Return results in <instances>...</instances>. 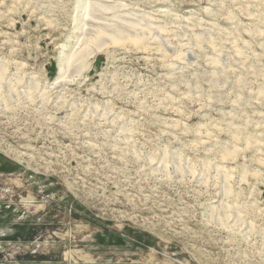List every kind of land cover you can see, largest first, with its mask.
I'll use <instances>...</instances> for the list:
<instances>
[{
	"label": "rangeland",
	"instance_id": "1",
	"mask_svg": "<svg viewBox=\"0 0 264 264\" xmlns=\"http://www.w3.org/2000/svg\"><path fill=\"white\" fill-rule=\"evenodd\" d=\"M111 1L161 29L41 101L80 1L0 0V264H264V0Z\"/></svg>",
	"mask_w": 264,
	"mask_h": 264
},
{
	"label": "bare ground",
	"instance_id": "2",
	"mask_svg": "<svg viewBox=\"0 0 264 264\" xmlns=\"http://www.w3.org/2000/svg\"><path fill=\"white\" fill-rule=\"evenodd\" d=\"M80 1L77 5L78 7L81 6L82 8V26L78 27V30H80V36H78L76 44L73 47H63L65 52H62L61 59L56 65L57 71L55 74V77L53 81L48 85V87H44L41 93L37 95V98L41 101L44 100L47 90H56L58 92H61L65 87L75 84H80V82L83 79L84 72L88 68V61H91L96 54L102 51V49L107 48L111 45H122L126 42H130L128 44H134L135 46L141 47L143 44L145 38L154 37V28L159 29L160 27H153L151 24L147 22H141V20H135L136 18L132 19L130 18V14L123 12V5L121 6L118 3L110 2V0H78ZM258 1V0H257ZM255 2V1H254ZM121 3V2H119ZM256 3V2H255ZM208 10V9H207ZM241 10V9H240ZM133 13V12H132ZM166 13V12H165ZM136 16V15H135ZM139 16V15H138ZM251 16V15H250ZM143 17V16H142ZM138 18V17H137ZM141 18V17H139ZM259 19V18H258ZM152 20V19H150ZM155 22V21H154ZM187 23V22H186ZM181 26V25H180ZM187 26V25H186ZM208 26V25H207ZM252 26V25H251ZM213 27V26H212ZM248 28V27H247ZM161 29V28H160ZM192 29V28H191ZM197 30V29H196ZM156 31V30H155ZM236 31V30H235ZM251 31V30H250ZM158 32V31H157ZM207 32V31H206ZM210 32V31H209ZM227 32V31H226ZM154 33V34H153ZM159 34V33H158ZM206 34V33H205ZM160 35V34H159ZM195 35V34H194ZM229 35V34H227ZM238 35V34H237ZM260 35V34H259ZM156 38V37H155ZM161 38V37H160ZM157 39V38H156ZM202 39V38H200ZM198 39V40H200ZM158 40V39H157ZM167 41V40H166ZM230 41V40H229ZM228 41V42H229ZM159 42V40H158ZM227 43V42H226ZM262 43V42H261ZM259 43V44H261ZM145 44V43H144ZM167 44V43H165ZM232 44H230L231 46ZM124 46V45H123ZM126 46V45H125ZM233 46V45H232ZM144 47V46H143ZM142 47V48H143ZM262 47V46H261ZM123 48V47H122ZM138 48V47H137ZM236 48V47H235ZM237 50V49H235ZM105 51V50H104ZM143 51V50H142ZM145 51V50H144ZM240 51V50H238ZM69 52V53H68ZM182 52V51H181ZM214 53V50H212ZM233 52V50H232ZM243 53V52H242ZM215 54V53H214ZM236 54V53H235ZM241 54V53H240ZM238 54V56H240ZM174 55V53H173ZM237 56V57H238ZM254 56V55H253ZM264 56V55H263ZM174 58V57H173ZM179 58V57H178ZM243 58V57H242ZM258 58V57H257ZM217 61V59H215ZM260 60V59H259ZM248 61V60H246ZM207 62V61H206ZM209 62V61H208ZM235 63V62H234ZM244 63V62H243ZM206 64V63H205ZM207 66V65H206ZM219 66V65H218ZM247 66V65H246ZM224 67V66H223ZM216 68V67H215ZM226 68V67H225ZM245 68V67H244ZM222 70V69H221ZM226 70V69H225ZM212 71V70H210ZM242 71V70H241ZM249 71V70H248ZM261 71V69H260ZM214 72V71H213ZM219 72V71H218ZM246 72V71H245ZM241 73V72H240ZM205 74V73H204ZM207 74V73H206ZM253 74V73H252ZM23 76V75H22ZM4 73L0 70V95L3 97L2 92L4 91ZM16 77V76H15ZM14 78V77H13ZM199 79V78H198ZM211 79V78H210ZM216 79V77H215ZM214 78L212 79V83H216V80ZM31 85H28V88H26L24 91H22V94L27 99H30V95L34 93L35 90H38V87H36L35 83H30ZM213 85V84H212ZM214 86V85H213ZM212 86V87H213ZM190 87V86H189ZM215 87V86H214ZM22 88V87H21ZM47 89V90H46ZM243 88H241L242 90ZM261 89V87L259 88ZM263 89V87H262ZM218 90V89H217ZM220 90V89H219ZM12 90L7 89V95H11ZM259 92V91H257ZM262 92V91H261ZM14 93V92H13ZM38 93V92H37ZM54 93V92H53ZM19 94L18 92L16 95ZM258 95V93H257ZM20 95H18L19 97ZM9 97V96H8ZM215 97V96H214ZM20 98V97H19ZM241 98V97H240ZM243 98V97H242ZM263 98V97H262ZM1 99V98H0ZM65 99V98H64ZM6 100V99H5ZM36 100V99H35ZM239 100V99H238ZM2 101V100H1ZM106 103V102H104ZM237 104V103H236ZM45 105V104H44ZM240 105V104H239ZM106 107V106H105ZM5 110V109H4ZM92 113V112H91ZM241 115V114H240ZM263 119V118H262ZM112 121V120H111ZM108 122V121H107ZM244 122V121H243ZM105 123V122H104ZM256 123V122H255ZM257 125V124H256ZM226 126V125H225ZM258 126V125H257ZM216 128V127H214ZM227 128V127H226ZM229 128V126H228ZM206 129V128H205ZM230 129V128H229ZM244 129V128H243ZM108 130V129H107ZM245 130V129H244ZM121 131H124L123 128H121ZM240 133V131L238 130ZM200 133V131H199ZM210 133V132H209ZM212 133V132H211ZM233 133V132H232ZM239 133H237L239 137ZM235 134V133H234ZM241 134V133H240ZM119 135V134H118ZM232 136V135H231ZM260 136V135H259ZM234 137V136H233ZM241 137V136H240ZM239 137V139H240ZM247 137V136H246ZM252 137V136H251ZM256 137V136H255ZM258 137V136H257ZM90 138V137H89ZM209 138V137H208ZM213 138V137H212ZM235 139V138H233ZM201 141V140H200ZM244 141V140H243ZM249 141V140H248ZM258 141V140H257ZM206 142V141H205ZM237 142V141H236ZM86 143V142H85ZM235 143V142H234ZM233 143V144H234ZM239 143V142H238ZM229 144V143H228ZM232 144V141H231ZM232 144V145H233ZM237 144V143H236ZM94 145V144H93ZM224 145V144H223ZM230 145V144H229ZM235 145V144H234ZM252 146V145H251ZM229 147V146H228ZM234 147V146H233ZM232 147V149H233ZM249 147V145L247 146ZM86 148V147H85ZM222 148V147H221ZM227 149L225 146L223 147ZM230 148V147H229ZM228 148V149H229ZM236 148V147H235ZM240 148V147H239ZM250 149V148H249ZM255 149V148H254ZM124 150V149H123ZM219 150V149H218ZM223 150V149H222ZM220 151V150H219ZM224 151V150H223ZM220 155L222 154V152ZM223 152V154L226 158L229 154ZM231 151V149H230ZM230 153V152H229ZM233 153V152H232ZM237 154V152H234ZM5 154H9V152H5ZM234 154V155H235ZM232 156V155H231ZM261 156V155H260ZM259 156V157H260ZM18 157V156H17ZM173 157L171 158L173 161ZM228 158V157H227ZM231 158V157H230ZM19 159V158H18ZM156 160V159H155ZM258 161V160H257ZM263 161V160H262ZM186 162V161H185ZM210 162V161H209ZM226 162V161H225ZM231 162V161H230ZM159 166L161 168H167L166 166L171 161L168 160L166 153H163ZM184 163V162H183ZM173 168L174 172L177 174H181L182 170L180 165H178L176 162L173 161ZM203 164V163H202ZM200 164L201 166H203ZM206 164V162H205ZM191 165V164H190ZM211 166V164H209ZM208 165V168H209ZM184 166V165H183ZM188 166V165H187ZM207 166V165H206ZM237 166V165H236ZM189 167V166H188ZM205 167V166H204ZM212 167V166H211ZM210 167V168H211ZM186 168V167H185ZM192 168V167H191ZM202 168V167H200ZM238 168V167H237ZM193 169V168H192ZM191 169V170H192ZM206 169V168H205ZM186 170V169H185ZM190 170V171H191ZM204 170V169H203ZM253 170V169H252ZM157 171V170H156ZM189 171V172H190ZM200 171V170H199ZM206 171V170H204ZM203 171V172H204ZM216 172V170H214ZM227 170H225L224 167L217 166V172L221 173L223 176L221 177V185H220V197L221 200L218 203V206L216 207L217 212L215 213V218L218 222H222L225 218L228 219L232 218V222L241 223V214L240 210H238L239 206H234V209L229 214V200L228 196L230 194V190L226 186V181L228 177H231L229 173H225ZM187 173V172H186ZM192 173V171H191ZM205 173V172H204ZM207 173V172H206ZM200 174V173H199ZM215 174V173H214ZM183 175V174H182ZM244 175V174H243ZM184 176V175H183ZM202 176V175H201ZM203 177V176H202ZM215 177V176H214ZM233 177V176H232ZM242 177V176H241ZM171 178V177H170ZM205 178V176H204ZM220 178V177H219ZM200 179V178H199ZM208 180V178L206 177ZM205 179V180H206ZM231 178H229L230 180ZM204 180V181H205ZM218 180V179H217ZM241 180V179H240ZM219 181V180H218ZM202 182V180H201ZM213 183V182H212ZM216 183V182H215ZM218 183V182H217ZM211 184V183H210ZM219 184V183H218ZM217 184V185H218ZM215 186V185H214ZM229 186V185H228ZM204 190V189H203ZM218 193V194H219ZM232 193V192H231ZM216 194V193H215ZM209 195V194H208ZM230 197V196H229ZM213 202V201H212ZM216 205V204H215ZM231 205V202H230ZM233 206V203H232ZM243 206V205H242ZM209 208V207H208ZM207 209V208H206ZM215 209V208H214ZM206 212V211H205ZM211 212V211H210ZM209 214V213H208ZM206 216V215H205ZM212 216V215H211ZM208 217V216H207ZM211 219V218H210ZM244 219V218H243ZM227 221V220H226ZM243 221V220H242ZM216 222V221H215ZM226 223V222H225ZM232 224V223H231ZM225 225V224H224ZM223 225V226H224ZM229 225V224H228ZM238 225V224H237ZM241 225V224H240ZM227 226V225H226ZM225 226V227H226ZM239 228V227H238ZM241 228V227H240ZM239 231V230H238ZM236 231V232H238ZM241 232V231H240Z\"/></svg>",
	"mask_w": 264,
	"mask_h": 264
}]
</instances>
